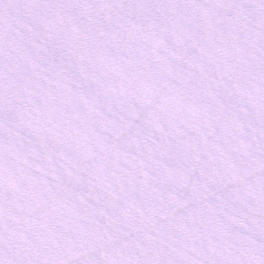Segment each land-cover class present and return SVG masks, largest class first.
I'll use <instances>...</instances> for the list:
<instances>
[{"label":"snow or ice","instance_id":"1","mask_svg":"<svg viewBox=\"0 0 264 264\" xmlns=\"http://www.w3.org/2000/svg\"><path fill=\"white\" fill-rule=\"evenodd\" d=\"M0 264H264V0H0Z\"/></svg>","mask_w":264,"mask_h":264}]
</instances>
